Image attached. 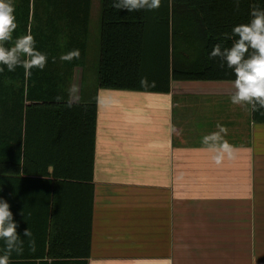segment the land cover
<instances>
[{
	"label": "crops",
	"instance_id": "0c3cea01",
	"mask_svg": "<svg viewBox=\"0 0 264 264\" xmlns=\"http://www.w3.org/2000/svg\"><path fill=\"white\" fill-rule=\"evenodd\" d=\"M100 13L92 0L87 56L97 57ZM96 62L85 68L92 78L82 81L80 66L73 80L74 102L97 101L92 185L81 163V178L69 167L55 182L6 179L0 189L23 250H52L55 218L67 235L55 244L82 251L92 212L88 264H264V123L231 103L232 80H174L168 92L97 88ZM217 124L238 149L221 165L202 143Z\"/></svg>",
	"mask_w": 264,
	"mask_h": 264
},
{
	"label": "trees",
	"instance_id": "16d2710c",
	"mask_svg": "<svg viewBox=\"0 0 264 264\" xmlns=\"http://www.w3.org/2000/svg\"><path fill=\"white\" fill-rule=\"evenodd\" d=\"M14 2L18 4L14 7L18 27L5 47L30 32L36 49L47 54L48 61L43 70L34 68L28 77L22 67L10 72L0 65L4 68L0 72V189L6 179L44 181L50 176L55 182L71 174L81 178L74 170L81 163L86 170L83 179L92 185L97 101L67 106L75 69L87 67L92 0ZM112 5L113 0H101L97 88L168 92L174 80H234L233 71L221 68L218 58L210 59V52L216 43L230 47L232 41L224 34L248 23L251 8L264 9V0H240L238 7L236 0H161L158 9L134 12L116 10ZM179 6L184 13L178 20ZM73 49L80 50L79 59L60 60ZM145 78L148 85L142 86ZM57 96L63 99L57 101ZM252 116L264 123V108L252 111ZM71 168V174L65 173ZM84 213L88 217L82 251L71 243L72 250L66 253V247L55 244L67 235L54 218L52 250L14 251L9 264H88L92 212ZM4 254V241L0 240V255Z\"/></svg>",
	"mask_w": 264,
	"mask_h": 264
},
{
	"label": "clouds",
	"instance_id": "9594fccd",
	"mask_svg": "<svg viewBox=\"0 0 264 264\" xmlns=\"http://www.w3.org/2000/svg\"><path fill=\"white\" fill-rule=\"evenodd\" d=\"M239 2L240 0H236L237 7ZM160 6L161 0H113L112 5L116 10L124 9L128 12L155 10ZM14 13L12 0H0V65H5L10 72L22 67L25 76L28 77L34 68L43 70L48 57L36 49V40L30 32L16 37L10 48L5 47V44L13 41V33L18 27ZM250 17L248 23L236 25L231 34H224L226 40L232 41L231 46L222 47L221 43H216L210 52V59L218 58L221 68L226 66L234 73L235 78L231 82L234 89L230 96L231 103L240 106L250 105L252 111H257L264 108V9L253 6ZM80 55L79 49H73L62 54L60 60L72 61L79 59ZM55 59L52 58L53 62ZM3 71L4 68L0 67V72ZM141 85H148L146 78L141 80ZM77 92L78 86L73 84L69 89L70 99L67 103L69 108L78 99ZM55 99L60 101L63 98L57 96ZM216 127L218 131L204 136L202 143L207 146L206 151L212 154L213 162L221 165L225 159L234 160L238 149L224 138L228 129L221 124H217ZM171 131L176 129L172 128ZM18 226L14 221L10 204L0 199V240H3L5 245V254L0 255V264H9L12 252L23 251L24 242L17 232ZM22 235L31 237L32 233L26 228ZM31 243L34 245V241ZM32 250L35 251L34 246Z\"/></svg>",
	"mask_w": 264,
	"mask_h": 264
},
{
	"label": "rangeland",
	"instance_id": "374dc122",
	"mask_svg": "<svg viewBox=\"0 0 264 264\" xmlns=\"http://www.w3.org/2000/svg\"><path fill=\"white\" fill-rule=\"evenodd\" d=\"M183 13H184L183 12V7L179 6L178 7V12L175 14V16L177 17L178 20H179V18L181 17V15ZM95 58H96L95 56H93V57L92 56H87V58L85 59V62H88L89 66H91L92 64L94 65ZM84 68H86V66ZM92 75H94L92 72L91 73H84V71H83V73L81 72L79 74L81 80H83L86 77L92 78ZM77 76H78V74H77ZM83 76H84V78H83ZM75 79H76V73H74V77H73V80H75ZM72 85H73V82H72Z\"/></svg>",
	"mask_w": 264,
	"mask_h": 264
}]
</instances>
